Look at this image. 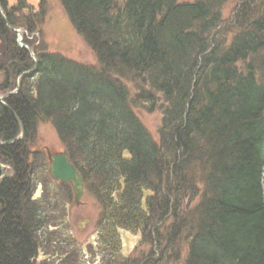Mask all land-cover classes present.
Instances as JSON below:
<instances>
[{
	"label": "trees",
	"instance_id": "16d2710c",
	"mask_svg": "<svg viewBox=\"0 0 264 264\" xmlns=\"http://www.w3.org/2000/svg\"><path fill=\"white\" fill-rule=\"evenodd\" d=\"M57 1L95 67L38 48L34 63L0 14V93L19 78L0 103V142L23 131L0 146V264L79 262L57 232L71 188L31 153L41 124L97 205L100 264L176 261L180 241L185 264H264V13L237 0L243 29L227 44L220 10L231 0ZM0 4L18 28L22 3ZM140 108L160 112L156 140ZM119 231L148 253L122 256Z\"/></svg>",
	"mask_w": 264,
	"mask_h": 264
},
{
	"label": "rangeland",
	"instance_id": "374dc122",
	"mask_svg": "<svg viewBox=\"0 0 264 264\" xmlns=\"http://www.w3.org/2000/svg\"><path fill=\"white\" fill-rule=\"evenodd\" d=\"M194 1L178 0L179 3H191ZM246 2H253L251 8H257L259 13H264V0H247ZM20 3L24 7L21 9L18 8V11L14 12V16L19 24L16 30L20 31L22 35L20 41L22 45L31 48L33 52L35 48H38L47 53L58 54L77 63L91 67L97 65L92 51L87 47L83 39L76 34L57 0H6L8 8L17 9ZM240 9L241 4L237 0L228 1L221 7L222 18L219 27V37L222 41L227 42V44L243 29V25L239 24L241 22L238 17ZM123 83L127 85L130 96L133 97V86L127 84L126 81H123ZM3 96L4 94L0 93V97ZM134 113L151 137L156 140L157 129L161 119L160 112L148 113L145 109L140 108V110L135 109ZM44 147L51 152H61L64 150L63 145L59 142L53 128L49 124H41L38 126L36 142L32 149L34 151L42 150ZM41 153L43 158H46V154L44 152ZM37 189L38 196L41 188L38 187ZM71 195V203L65 206L67 213L66 221L57 231L62 234L59 241H62V247L70 252L74 250L71 246L67 247L66 244H70L71 241L76 244L75 248L78 250L76 254L79 259L78 264H100V257L97 254V234L95 228L98 215L97 205L85 193L79 203L75 204L72 192ZM119 238V252L122 256L134 254L133 256L137 257L139 252L148 253L149 248L139 247V234L129 231H119ZM177 247L179 249L178 259L176 261L171 259L164 260L161 264H185L187 253L185 242H178ZM50 258L52 260L50 262L51 264H57V255L50 256ZM43 259L44 257L40 253L38 255V261Z\"/></svg>",
	"mask_w": 264,
	"mask_h": 264
},
{
	"label": "water",
	"instance_id": "95a60500",
	"mask_svg": "<svg viewBox=\"0 0 264 264\" xmlns=\"http://www.w3.org/2000/svg\"><path fill=\"white\" fill-rule=\"evenodd\" d=\"M0 14L2 15L1 6H0ZM2 17L4 19L6 26L11 31L17 33V35L19 36V40H21L22 35L20 34V32L18 30L12 29L3 15H2ZM19 40H18V44H20ZM28 52L30 53L33 60L35 61V55L33 53V50L31 48H28ZM16 84H17V81H16ZM15 91H17V86H16ZM14 93L15 92H10V93H7L5 96L0 97V103L5 106V104L3 103V100L6 97H8ZM22 136H23V131L21 129V133L17 138H15L9 142H4V143L0 142V146L7 145L10 142L18 141L22 138ZM43 149L45 150V152L49 158L48 169H47V173H48L49 177L55 182H59L61 184H69V186L72 189L74 202H75V204H78L80 199L83 196V188H84L83 180H82L81 175L79 174V172L75 168V166L71 163L67 151L63 150L60 153H52L46 147H44ZM0 171H1V177L0 178L4 179L6 177V174L3 172V166L2 165H0Z\"/></svg>",
	"mask_w": 264,
	"mask_h": 264
},
{
	"label": "bare ground",
	"instance_id": "6f19581e",
	"mask_svg": "<svg viewBox=\"0 0 264 264\" xmlns=\"http://www.w3.org/2000/svg\"><path fill=\"white\" fill-rule=\"evenodd\" d=\"M16 86H17V90H18V85L16 84V82H15V90H16ZM17 91H15V93H16Z\"/></svg>",
	"mask_w": 264,
	"mask_h": 264
}]
</instances>
